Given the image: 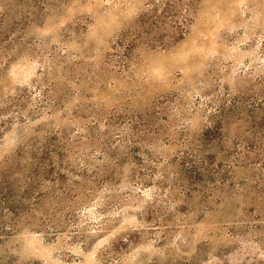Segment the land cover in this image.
<instances>
[{
    "label": "clouds",
    "instance_id": "1",
    "mask_svg": "<svg viewBox=\"0 0 264 264\" xmlns=\"http://www.w3.org/2000/svg\"><path fill=\"white\" fill-rule=\"evenodd\" d=\"M0 264H264V0H0Z\"/></svg>",
    "mask_w": 264,
    "mask_h": 264
}]
</instances>
